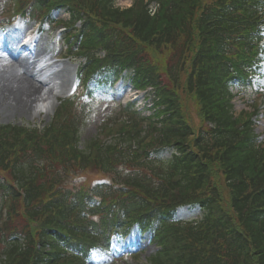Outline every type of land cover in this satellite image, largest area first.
<instances>
[{
    "label": "trees",
    "instance_id": "trees-1",
    "mask_svg": "<svg viewBox=\"0 0 264 264\" xmlns=\"http://www.w3.org/2000/svg\"><path fill=\"white\" fill-rule=\"evenodd\" d=\"M115 2L16 0L15 8L53 23L51 11L67 7L71 19L60 23L70 53L84 59L80 73L134 70L135 85L156 87L167 116L158 126L127 107L85 149L83 109L71 99L43 127L0 124V264H85L89 247L106 249L111 234L135 224L158 246L149 264H264L258 110L237 113L232 102L234 87L243 100L256 94L264 0ZM87 169L110 181L66 185ZM183 203H197L202 218L175 220Z\"/></svg>",
    "mask_w": 264,
    "mask_h": 264
},
{
    "label": "rangeland",
    "instance_id": "rangeland-1",
    "mask_svg": "<svg viewBox=\"0 0 264 264\" xmlns=\"http://www.w3.org/2000/svg\"><path fill=\"white\" fill-rule=\"evenodd\" d=\"M127 0H116L115 5L127 8L133 3L134 0H128L130 3L125 5ZM9 0H0V20H5L9 16L8 10ZM56 18L67 17L62 12L55 13ZM67 19V18H66ZM19 29L26 30L34 26L35 22L30 19L21 18L17 21ZM37 24L36 27L37 28ZM58 31V32H57ZM59 28H53L48 24H42L38 34H35L34 48L43 49L44 54L48 56L49 62H51L52 67L50 68V76L46 77L45 81H49L53 78L54 90L51 93L46 87L42 90L45 93L44 97L47 98L45 106L38 110H30L28 113L22 115L11 116L3 113L0 108V124L3 125H39L44 126L47 124L56 109V104L54 98L57 99L64 98L76 91L79 84V78L77 76L78 62L76 60L66 57L68 52L63 47L62 35L59 33ZM9 27L6 30H0V47L8 46L9 48L16 46L18 40L21 38L22 32H19L18 36L11 40L12 36ZM15 34V33H14ZM4 53V52H3ZM2 55V51L0 52ZM66 55V56H65ZM19 60L24 62L26 59L20 57ZM40 69L38 68L37 71ZM36 71V72H37ZM42 75L46 74L47 71L42 70L40 72ZM40 78V77H38ZM253 83L259 92L253 95L251 100L243 98L237 95L232 101L234 104V110L238 113L240 111H253L254 108H258V115L254 117V130L259 135L260 139L264 141V43H263V53L261 57V63L259 66L258 74L253 78ZM103 86H100L94 91L93 96L87 95L86 91L78 92L80 100L86 102L87 106L85 109V119L82 127L79 130V148L85 149L88 142L93 139H98V135L105 125L110 124L114 119L115 113L118 111V102L112 98L110 95V90H105ZM233 92L236 93L235 88ZM187 109V114L189 118L198 125L199 119L196 114V109L190 104H184ZM256 115V114H255ZM109 176L98 172L95 169H87L85 171L76 173L75 175L69 176L66 181L68 187L78 188L82 184H93L96 182L109 181ZM227 195V192H225ZM201 215V211L198 207H184L181 208L176 216L179 219L195 218ZM2 248V245L0 246ZM117 252L113 251L109 253H102L96 251L91 257V262L86 264H148L147 257H149L155 251L154 244L148 241V235L143 237L139 234H132L122 243L114 245ZM132 250L137 252L136 256L122 255L124 250Z\"/></svg>",
    "mask_w": 264,
    "mask_h": 264
},
{
    "label": "bare ground",
    "instance_id": "bare-ground-1",
    "mask_svg": "<svg viewBox=\"0 0 264 264\" xmlns=\"http://www.w3.org/2000/svg\"><path fill=\"white\" fill-rule=\"evenodd\" d=\"M128 3L130 1H125V5ZM11 35L10 39L14 40L18 32H13ZM38 52L44 50L39 49ZM37 55L39 54L35 57ZM38 66L42 67L40 69L42 71L51 68L52 65L47 61L38 65V61L30 58L22 62L5 52L0 55V108L3 113L16 116L43 107L47 99L42 94V90L48 86L50 92H53V86L50 85L53 78H50L48 83L39 82L33 73Z\"/></svg>",
    "mask_w": 264,
    "mask_h": 264
}]
</instances>
